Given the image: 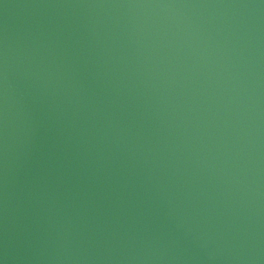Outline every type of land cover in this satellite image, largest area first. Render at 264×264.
Listing matches in <instances>:
<instances>
[{
	"label": "water",
	"instance_id": "1",
	"mask_svg": "<svg viewBox=\"0 0 264 264\" xmlns=\"http://www.w3.org/2000/svg\"><path fill=\"white\" fill-rule=\"evenodd\" d=\"M0 264H264V0H0Z\"/></svg>",
	"mask_w": 264,
	"mask_h": 264
}]
</instances>
